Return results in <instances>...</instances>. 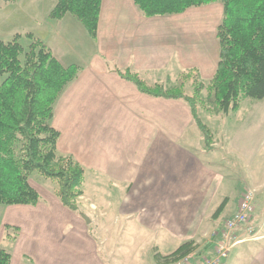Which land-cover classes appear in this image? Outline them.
<instances>
[{
	"label": "crops",
	"instance_id": "crops-1",
	"mask_svg": "<svg viewBox=\"0 0 264 264\" xmlns=\"http://www.w3.org/2000/svg\"><path fill=\"white\" fill-rule=\"evenodd\" d=\"M24 2L29 4L27 12L20 16L27 21L24 35L44 42L64 66L81 68L55 108L52 123L61 133L58 153L81 164L86 170V182L90 174L98 192H107V187L129 188L146 202L142 208L157 207L159 203L171 208L166 226L176 225L171 232L179 231L180 223L187 225L190 215L174 216L178 199L171 197L165 202L164 197L155 200L148 195L175 193L181 186L198 192L193 169H186L178 155L180 128L184 126L181 114L187 124L196 125L191 110L181 101L142 94L116 71L130 70L151 86L176 85L183 73L192 71L202 81L211 80L219 63L217 30L223 7L212 4L180 15L147 18L133 0H102L98 35L93 41L73 16L49 18L57 0H18L14 4ZM192 12L217 15L204 24L191 19L199 15ZM23 33L10 32L12 36ZM181 167L187 171L182 182ZM252 186L257 195L254 235L238 232L240 243L224 264H264V180L254 181ZM242 193L235 195L233 206L229 202L222 217L232 216ZM45 197L41 195L36 207H8L7 223H1L19 229L12 264H103L97 256V243L90 236L88 226L93 223H87L82 213L64 207L54 193H46ZM139 197L128 195L125 204L136 203ZM89 206L97 209L95 202ZM133 214L127 211L122 216L131 221L135 219ZM144 223L155 225L149 218ZM99 224L102 225H96ZM239 247L245 250H236Z\"/></svg>",
	"mask_w": 264,
	"mask_h": 264
},
{
	"label": "trees",
	"instance_id": "trees-1",
	"mask_svg": "<svg viewBox=\"0 0 264 264\" xmlns=\"http://www.w3.org/2000/svg\"><path fill=\"white\" fill-rule=\"evenodd\" d=\"M13 4L18 0H4ZM147 18L175 16L193 8L222 4L223 18L217 30L218 68L208 81V104L229 115L240 109L243 99L264 100V0H133ZM102 0H57L51 20L73 16L95 41L98 35ZM0 40V206H33L41 195L31 183L37 173L56 184L55 196L67 209L81 214L79 199L84 195L86 170L71 156H62L57 147L61 133L53 127L56 105L81 68L64 66L47 45L27 35ZM27 48V49H26ZM144 95L181 101L191 110L204 136L208 152L214 150L213 134L199 115L204 82L197 72L183 73L194 79V93H185L182 84H147L130 70L116 71ZM228 205L225 199L213 218L219 219ZM2 223L0 222V230ZM18 233L19 229L5 226ZM194 242L182 244L171 254L156 253L158 264H169L195 252ZM13 255L0 247V264H12Z\"/></svg>",
	"mask_w": 264,
	"mask_h": 264
},
{
	"label": "rangeland",
	"instance_id": "rangeland-1",
	"mask_svg": "<svg viewBox=\"0 0 264 264\" xmlns=\"http://www.w3.org/2000/svg\"><path fill=\"white\" fill-rule=\"evenodd\" d=\"M28 5L27 2L17 5L7 4L4 0H0V40L9 42L16 36H12L10 32L23 33L27 30V21L20 16L27 12ZM215 6H222V4H215ZM195 13L199 15H193L191 19H198V22L204 24H208L217 15V12L211 15L207 12H192V14ZM27 35L21 34L22 43L28 48L31 41L28 40ZM193 81L192 78H180L176 85L183 82L185 93L191 95L194 93ZM202 82H204V91L201 96L202 103L199 105V115L213 134L214 150L212 152L206 150L202 132L196 125L187 124L183 114H181V122L184 126L181 125L180 128L182 138L178 145L180 146L178 155L180 159L183 158L181 163L186 169H193L197 181L196 191H201V193L192 192V188L187 189L181 186L180 190L178 189L179 192L148 195L153 196L155 200L164 197L165 202L171 197L177 198L178 203L173 214L175 217L190 215L187 225L184 226L183 222H179L180 230L171 232L170 228L176 225L168 228L165 223L170 217L171 208H163L160 203L157 207L142 208L141 205L146 202L140 199V195L136 196L137 194H133L129 188L125 187V189L107 187V192H98L93 183V177L88 175L84 195L91 200H87L85 196L81 197L80 211L93 223L88 226L90 236L97 243L99 251L97 256L103 264H134L145 261L158 264L156 260L158 251L163 255H168L186 242L196 244L197 249L192 254L199 256L204 255L205 252L210 254L218 245L225 221L231 217L223 215L218 220L213 218L224 200L227 199L231 207L235 195L243 192L240 196L241 200L242 195L249 191L254 194L256 208L257 195L252 190V184L254 181L264 180V100L243 99L239 111L224 115L216 112L214 107L208 104V91L206 90L208 81ZM186 169L181 167V171ZM186 172L180 173L181 182ZM31 180L33 185L39 189L42 197H45L46 193H54L56 184L51 180L37 173L32 176ZM203 184L207 187L204 188ZM128 195L131 198H139L136 203L133 201L125 204V197ZM140 200L141 204H139ZM92 202H95L97 209H90L89 205ZM8 209V207L0 206V222L7 223ZM127 211L134 213L135 219L127 221L122 216V213ZM254 216L248 225L252 227V231L245 232L249 236L254 235L255 230L252 224ZM146 218L153 221L154 227L144 223ZM97 222H101L102 225H96ZM238 232H235L236 235ZM16 236L15 231L5 229L2 223L0 247L12 253ZM103 238L105 240H102ZM241 249L243 247L236 250Z\"/></svg>",
	"mask_w": 264,
	"mask_h": 264
},
{
	"label": "built area",
	"instance_id": "built-area-1",
	"mask_svg": "<svg viewBox=\"0 0 264 264\" xmlns=\"http://www.w3.org/2000/svg\"><path fill=\"white\" fill-rule=\"evenodd\" d=\"M255 209L254 194L249 191L245 192L240 200L238 210L225 221L220 240L213 252L202 256L190 254L171 264H224L229 258L234 245L240 243V241L237 240L238 237L236 233L239 230H244L246 232L249 230L252 231V227L248 225L255 214Z\"/></svg>",
	"mask_w": 264,
	"mask_h": 264
},
{
	"label": "water",
	"instance_id": "water-1",
	"mask_svg": "<svg viewBox=\"0 0 264 264\" xmlns=\"http://www.w3.org/2000/svg\"><path fill=\"white\" fill-rule=\"evenodd\" d=\"M85 219H86V221H87L88 223H90V220H89L87 217H85Z\"/></svg>",
	"mask_w": 264,
	"mask_h": 264
}]
</instances>
